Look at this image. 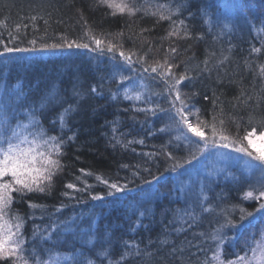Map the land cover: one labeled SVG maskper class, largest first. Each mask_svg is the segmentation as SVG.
<instances>
[{"label":"trees","instance_id":"16d2710c","mask_svg":"<svg viewBox=\"0 0 264 264\" xmlns=\"http://www.w3.org/2000/svg\"><path fill=\"white\" fill-rule=\"evenodd\" d=\"M223 1L148 0L145 4V0H134L132 4L144 5L145 10L150 8L152 11H155L159 4H168L173 9L178 4H185L182 14L173 16L172 19H184L193 39H162L168 34L170 21L157 22V16L144 15L143 11L135 16L112 15V10L107 7H91L95 0H0V24L3 25L0 26L3 40V43H0V52H4L5 46L32 48L33 45L29 41L37 40L36 51L0 55V105L14 103L12 90L18 84L21 85L27 99L23 101L19 119L26 122L24 112L35 108L37 118L50 131V122L62 107L76 104L79 100L81 109L69 120L72 131L78 130V135L76 141L70 142L66 147V155L63 158L65 169L57 176L51 193H31L22 201L13 204V210L25 218V237L29 243L36 244L42 260L49 259L50 255L75 256V261L65 260L63 264H86L84 256L87 255L88 245L82 243L81 237L89 229L98 234L111 232L118 240L114 244L113 259L120 256L124 240H135L144 255L133 254L124 264H200L206 257L212 256L215 245L210 239H206V236L223 221V216L205 213L193 227L189 228L185 224L186 230L181 232L175 231L180 225L173 222L177 218V209H184L189 205L181 194L180 183L186 179L198 160L192 164H184L177 172L166 171L174 163L168 159L166 153H171L177 158H183L187 153L182 146L176 147L175 140L170 142L174 134L158 131L168 123L167 114L158 113L152 116L137 112L134 108L138 102L123 98L125 85L112 78L115 65L124 64L118 53L113 60L109 58L112 54L107 52L100 54L75 47L41 50L40 45L44 42H58L61 36H66L69 40L79 39L85 31L86 20L88 27L97 37L122 46L126 52L134 51L140 55L148 53L146 60L149 64H154L157 60L162 61L167 49L170 46L176 47L178 52L175 63L179 64V68L174 69L176 72H183L186 62L193 68L200 64L205 58L206 50L214 51L217 58L227 55L229 60L225 66L234 75L226 78L225 83L218 84L216 72H213L211 78L205 73L193 83L185 81L188 87H181L189 96L193 92L198 93L192 97L191 104L200 109L201 119L207 122L212 121V98L215 91L223 102V113L220 107L216 109L218 127L219 120L223 119L224 129L235 136L237 127L232 122L235 119L240 124L239 135L243 137L246 130L251 131L249 114L256 120L264 117V101L260 103V107H256L258 98L264 97V91H261L264 81L258 75L253 79V72L258 73L260 64H264V0H234V4L239 6L237 8L240 14L230 21L222 15ZM205 9L209 13L208 16L202 15ZM78 10L83 11L84 19H81ZM32 16L37 19L32 21ZM205 19L212 23L211 32L204 24ZM45 20L48 21L47 24ZM16 25H21L19 32H16ZM141 29L148 31L141 32ZM9 33L18 38L10 42ZM121 33L122 35H119ZM197 36L204 38L196 39ZM217 36L219 38L215 39ZM253 47L260 48L261 51L253 52ZM135 59L136 56H133V60ZM246 65L250 66L251 71L246 70ZM133 67L140 69L139 64H134ZM128 73L129 69L124 68V74ZM138 74L132 73L133 76ZM191 75L195 76L196 72L193 71ZM228 79H233L236 83L229 84ZM132 83L125 82L127 85ZM145 83L149 86L145 89L146 94L149 91L163 93V84L154 81ZM93 86L103 95H94L91 92ZM241 86L252 96L249 102L251 107L234 109L233 97L239 93ZM74 87L84 94V99L73 96ZM136 88L139 90V83ZM113 94L117 96L115 100L112 99ZM52 95L63 103H50L47 110H40L42 98ZM205 95L209 97L208 100L204 99ZM152 99L159 101L163 107L168 106L165 99L156 96ZM112 121L118 122L116 135L122 142L115 146L112 142ZM15 123L14 117L12 124ZM205 134L210 135L208 129H205ZM255 134H260L258 126ZM129 140H143V144H128ZM243 144L252 151L247 140H244ZM146 153L154 155H145ZM80 169H85L92 175H83ZM96 176L110 182H118L120 185L126 184L128 190L109 196V189L101 184ZM77 177H81L90 187L83 191L65 187L67 183H74L78 188H84V183L78 181ZM156 177L160 179L157 180ZM250 186L258 185H253L250 179L245 181L238 178L237 171L233 169L226 171L220 181L206 191L208 202L217 212L221 208L231 211L236 205L256 215L253 228L245 229L237 240L225 244L226 257L230 259H235L234 253L243 255L244 242L249 234L255 232L258 236L261 226L264 225V221L260 220L261 214L256 213L258 202L242 198ZM198 192H195L189 202L195 201ZM92 195H100L104 199L93 200ZM29 201L43 207L30 208ZM199 211L197 208L196 212ZM141 212L145 213L142 217ZM232 218L239 220L238 208ZM138 219L142 220L141 226L136 224ZM54 225L57 226V232L53 234V238L41 239L49 234ZM34 228H38L35 240ZM225 232L232 234L231 229H225ZM165 239L167 244L159 243ZM157 248L163 249L162 254H156ZM201 248L204 251H200ZM149 252L153 255L149 256ZM89 258L99 264L96 257Z\"/></svg>","mask_w":264,"mask_h":264},{"label":"snow or ice","instance_id":"6c2138e0","mask_svg":"<svg viewBox=\"0 0 264 264\" xmlns=\"http://www.w3.org/2000/svg\"><path fill=\"white\" fill-rule=\"evenodd\" d=\"M147 2L148 0H145V4ZM90 6L93 8L97 6L107 7L112 10V15L127 14L128 16H135L138 12L143 11L144 15L157 16V22L161 20L170 21L171 26L168 34L162 39H171L173 37L177 39H193L184 19H180L179 21L172 19L173 16L181 15L185 10V4L183 3L178 4L174 9L168 4H159L156 6L155 11H152L150 8L145 10L144 5L131 4L126 2V0H95V3ZM78 12L81 19H84L83 11L78 10ZM191 15L189 11V16ZM202 15L208 16L209 13L205 9ZM36 19V16L31 17L32 21ZM47 23L48 21L45 20V24ZM204 24L208 26V31L211 32L212 23L208 19H205ZM0 26L3 25L0 24ZM24 27H27V25H24ZM84 27L85 31L83 36L79 39L69 40L66 36H61L58 42L51 44L47 42L42 43L40 49L55 50L65 47L72 49L75 47L77 49L99 52L100 54H104L105 52L111 53L112 55L109 58L113 60H115L118 53L124 64L115 65L112 78L118 79L120 84L125 85L123 98L138 102L134 108L137 112H143L146 115L151 114L152 116H156L158 113L167 114L168 123L158 129V131L174 134L171 136L170 142L171 140H175L177 142L176 147L180 148L182 146L187 153L183 158H177L171 153H166L168 159L174 161L166 171L177 172L184 164H192L193 161L199 160L200 157L205 156L212 149H231L234 152L249 157L251 161L258 163L254 164L246 161L247 168L249 170L256 169L259 171L260 180L258 181V186H250L249 190L244 192L242 198L244 200L258 202L256 213H260V220L264 221V153L254 155L253 152L249 151L248 146L243 144L244 140L248 141V145L253 143L250 137L255 135L257 126L260 128L258 138H264V117L256 120L253 115L249 114V124L252 125L251 131L246 130L243 137L239 135V122L233 119L232 122L237 127V135L232 136L224 129L223 119L219 120V127L217 125L216 109L220 107V111L223 113V102L220 96L216 95L215 91L213 92L212 98V121L207 122L201 119L200 109L191 104L192 97L198 95V93L193 92L189 96L181 87V85L188 87V84L184 83L185 81L193 83L205 73L211 78L213 72H216V82L218 84L225 83L226 78L234 75L225 66L229 60V56L222 55L217 58L214 51L206 50L205 58L200 64H197L193 68L190 63L186 62L184 71L176 72L174 69L179 68V64L175 63V57L178 52L176 47L170 46L162 61L157 60L154 64H149L146 60L148 53L140 55L134 51L126 52L122 49V46H117L111 41L97 37L92 29L88 27L86 20L84 21ZM20 28L21 25H16V32H19ZM144 31H148V29H141V32ZM119 35H122V33ZM9 37L10 42L18 38L11 33H9ZM195 38L203 39L204 37L197 36ZM218 38V36L215 37V39ZM0 43H3L2 34H0ZM29 43L33 45L32 48H12L5 46L4 52H0V55L11 52L36 51L35 46L37 40L32 39ZM93 44L95 47H91ZM252 51L259 53L261 49L253 47ZM133 56H136L135 60H133ZM134 64H139L140 69L134 68ZM124 68L129 69L127 75L124 74ZM246 70L251 71L250 66L246 65ZM193 71L196 72L195 76L191 75ZM132 73L139 74L133 76ZM145 73L148 75L145 76ZM257 75L264 81V64H260L258 73L253 72L254 80ZM126 81H132L133 83L132 85H127L125 84ZM145 81H154L157 84H163V93L149 91L146 94L145 89H148L149 86ZM227 82L229 84L236 83L233 79H228ZM137 83H139V90L136 88ZM261 91H264V88ZM91 92L97 96L103 95L96 86L91 88ZM73 96L79 97L81 100L85 98L84 94L77 91L75 87L73 89ZM153 96L165 99L168 106L163 107L159 101H153ZM116 98V94H113L112 99L115 100ZM12 99H14V103H3L0 105V264H63L65 260L75 261V256L51 255L49 259L42 260L41 253L37 250L36 244L34 242L29 243L25 237L23 232L25 218L13 210V204L22 201L25 196L31 193L44 195L51 193L57 176L65 169L63 158L66 155V147L70 142L74 143L77 139L78 130L72 131L69 120L80 112L79 100L76 104H68L67 107H62L57 116L51 120L52 131H50L37 118V110L35 108L28 109L24 112L26 122L19 119L23 101L27 99L26 93L21 85L18 84L12 90ZM204 99L208 100L209 97L205 95ZM251 100L252 96L248 95L241 86L239 93L233 97L232 107L234 109L251 107L249 103ZM262 101H264V97L258 98L256 107H260ZM50 103H63V101L56 100L54 95L46 96L40 102V110H47ZM190 116L195 117V120H190ZM14 117L16 118V123L13 125L12 119ZM111 123L113 124V146L122 144L116 135L118 131L116 125L118 122L112 121ZM205 129L209 130L210 135L205 134ZM66 132H70L71 134L65 135ZM189 133L191 135H188ZM193 137L197 139H193ZM134 142L143 144V140H129L127 143L131 144ZM122 146L126 147L127 145ZM216 154L219 156L226 155L224 153ZM145 155L151 156L154 154L146 153ZM80 171L83 175H92V173L85 169H80ZM96 179L101 184L107 186L109 196L128 190L126 184L120 185L118 182H110L101 176H96ZM156 179L159 180L160 177H156ZM77 180L84 183V188H78L74 183H67L65 187L74 191H83L90 187L86 182L81 180V177H77ZM181 191H184V189L181 188ZM14 193L16 194L15 196L13 195ZM64 195H68V193H64ZM91 199L102 200L104 197L92 195ZM208 201L209 197L206 192V186L202 183L199 192L196 193L195 201L189 202L187 208L177 209V218L173 221L178 222L180 225L175 231L181 232L186 230L184 228L185 224L189 228L193 227L205 213L223 216V221L218 223L217 227L206 236V239H210L215 245L213 254L210 258L206 257L200 264H213V262L214 264H264V225L261 226L258 236L255 232L249 234L244 242L245 253L243 255L234 253L235 259H230L226 257L225 253L224 246L226 243L237 240L245 229L255 226V213L236 205L233 206L231 211L226 208H221L217 212L216 208ZM28 205L33 209L43 207L31 201L28 202ZM197 208L200 210L199 213L196 212ZM237 208L239 210L238 221L232 218ZM144 215V212L140 213L141 217ZM246 221L247 223H245ZM136 224L137 226H141L142 220L138 219ZM143 226L147 228L146 225ZM225 229H231L232 234L228 235ZM56 232L57 226L54 225L49 231V234L41 237V239L50 240ZM37 233L38 228H34V240L37 237ZM81 240L82 243L88 245L87 255L84 256L86 264H96V260L89 258L90 256L96 257L99 264H105V262L107 264H124L128 257L133 254L135 256L144 255L135 240H124V247L120 256L117 259H113L112 252L114 250V244L118 240L114 238L111 232L98 234L93 229H89L82 235ZM150 243L156 242L150 241ZM159 243L167 244V240H161ZM133 249L135 250L134 253ZM200 251H204V249L201 248ZM162 252L163 249L157 248L156 254H162ZM249 252L252 253L251 256L248 255ZM148 255L152 256L153 253L149 252Z\"/></svg>","mask_w":264,"mask_h":264},{"label":"rangeland","instance_id":"374dc122","mask_svg":"<svg viewBox=\"0 0 264 264\" xmlns=\"http://www.w3.org/2000/svg\"><path fill=\"white\" fill-rule=\"evenodd\" d=\"M131 3L134 0H126ZM234 0H224L222 2V15L227 21L233 20L239 16L240 11ZM227 24H229L227 22ZM190 120H195V117L190 116ZM188 135H191L190 133ZM260 134H255L250 137L253 143L250 145L254 155L264 153V138H258ZM193 139H197L193 137ZM216 153H224L225 156H219ZM246 161L250 163H258L251 161L249 157L233 152L229 149H212L205 156L200 157L196 165L189 171L186 179L181 181V194L185 197L186 203L192 200L196 191L200 190V186L203 183L206 186V191L209 190L215 183L217 184L226 171L235 169L237 171L238 178L248 181H253V185H258L260 180V173L256 169L249 170L246 165ZM194 165V164H193ZM252 253L250 252L251 256Z\"/></svg>","mask_w":264,"mask_h":264}]
</instances>
